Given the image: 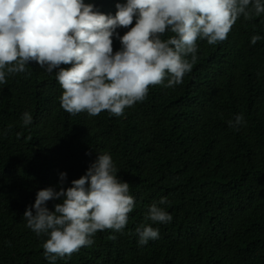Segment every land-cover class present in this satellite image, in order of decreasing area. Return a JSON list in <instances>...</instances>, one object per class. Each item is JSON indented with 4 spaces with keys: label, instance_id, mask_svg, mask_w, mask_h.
Masks as SVG:
<instances>
[{
    "label": "trees",
    "instance_id": "1",
    "mask_svg": "<svg viewBox=\"0 0 264 264\" xmlns=\"http://www.w3.org/2000/svg\"><path fill=\"white\" fill-rule=\"evenodd\" d=\"M84 2L114 15L125 0ZM253 35L261 37L255 45ZM120 47L113 37V51ZM196 56L181 84L151 86L120 117L67 113L55 72L35 62L6 76L0 84V264H49L42 247L47 236L26 226L25 208L39 189L58 188L59 173L70 186L104 152L130 186L128 223L120 232L98 231L93 244L55 264H264V14L241 15L215 45L198 39ZM24 112L32 116L29 125L22 123ZM238 114L246 123L236 130L228 121ZM161 197L168 203L158 206L172 220H145ZM54 203L47 202L49 210ZM145 223L159 238L139 245L135 229Z\"/></svg>",
    "mask_w": 264,
    "mask_h": 264
},
{
    "label": "clouds",
    "instance_id": "2",
    "mask_svg": "<svg viewBox=\"0 0 264 264\" xmlns=\"http://www.w3.org/2000/svg\"><path fill=\"white\" fill-rule=\"evenodd\" d=\"M115 8L113 15L84 0H0V84L35 62L55 72L63 90L60 106L67 113L107 111L120 117L145 100L151 86L181 84L196 63L197 40L224 41L241 15L248 20L264 14V0H125ZM118 28L128 30L120 35ZM165 33L171 35L162 38ZM113 37L121 45L115 52ZM260 39L253 35L250 43ZM22 123H32L29 112ZM245 123L242 114L228 121L236 130ZM118 171L109 153H98L70 186H63L67 174L61 172L58 188L37 191L23 217L37 236H47L42 247L49 264L93 244L98 231L125 228L134 198ZM50 200L56 201L52 210L46 206ZM167 203L166 197L153 202L145 220L169 223L172 216L158 206ZM135 233L139 245L159 238V230L147 223Z\"/></svg>",
    "mask_w": 264,
    "mask_h": 264
}]
</instances>
